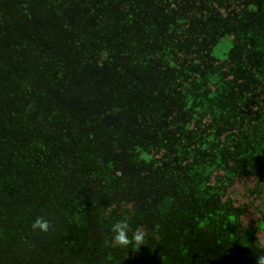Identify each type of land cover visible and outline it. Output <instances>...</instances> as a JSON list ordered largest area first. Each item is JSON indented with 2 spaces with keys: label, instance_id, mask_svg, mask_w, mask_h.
<instances>
[{
  "label": "rangeland",
  "instance_id": "rangeland-1",
  "mask_svg": "<svg viewBox=\"0 0 264 264\" xmlns=\"http://www.w3.org/2000/svg\"><path fill=\"white\" fill-rule=\"evenodd\" d=\"M242 1L253 12H263L264 0ZM217 5L221 4L213 6ZM232 6L234 3L230 2V13ZM250 28L252 32L245 33L250 39L241 41V36L227 29L220 37L202 38L197 45H191L181 59L170 60L174 67L200 75L181 83L180 90L191 94L187 97L218 98L209 120L218 122L225 118V128L219 133L221 140L215 141L213 136L200 131L180 133L183 128L193 129L194 121L200 119L202 130L209 114L207 108L194 116L181 115L183 125L172 126L168 122L161 127L158 136L167 140L168 156L158 150L141 153L135 141L142 140L144 135L116 133L118 143L131 137L133 147L129 145L122 159H136L137 166L116 164L113 171L108 160L117 155V149L111 143L101 149L98 139L107 135L99 128L82 129L84 133L77 134L78 143L57 140L48 148L49 144L43 141L50 137L47 123L40 127L35 116L26 119L16 114L22 112L18 104L12 105L15 112H5L12 108L9 103L4 106L5 111L0 108V257L10 237L38 233L39 230L32 229V223L43 217L50 225V241L66 245L72 254L76 249L80 254L96 252L103 261L110 259L109 253L114 256L104 264H254L255 248L250 245L264 237V20L251 21ZM153 70L146 69L145 73ZM80 71L64 83L78 89H69L76 96L84 91L79 86H96L94 72ZM247 71L248 78L244 77ZM109 72L100 74L105 76ZM113 78L109 75L107 79ZM98 85V99H103L116 93L118 83L110 87L99 82ZM74 103L81 106L79 100ZM167 104V110L173 108L171 101ZM81 109L87 112L84 105ZM91 110L89 119H101L91 121L97 126L99 121L113 126L116 117L122 115L128 119L135 117L131 110H123V114L110 113L109 107L103 106H93ZM100 110L105 113L102 118L98 115ZM96 112L100 113L93 115ZM177 133L178 136L174 135ZM53 145L61 150L53 149ZM98 149L102 152L96 158L101 162L107 160L102 166L91 157ZM172 164L176 166L170 168ZM135 177L138 188L132 186ZM110 184L118 185V189L110 193ZM153 193L159 194V201L150 197ZM144 204L148 216L137 225L141 219L134 211ZM125 210L129 211L132 228L147 229L143 249L148 256H140L137 249L107 244L110 224L122 218ZM26 224L31 225L27 231L23 230ZM60 229L68 230L65 236L59 235ZM36 242L29 240L26 247ZM77 246L82 247L74 248ZM18 255L23 256V251ZM4 258L10 259V255Z\"/></svg>",
  "mask_w": 264,
  "mask_h": 264
},
{
  "label": "trees",
  "instance_id": "trees-1",
  "mask_svg": "<svg viewBox=\"0 0 264 264\" xmlns=\"http://www.w3.org/2000/svg\"><path fill=\"white\" fill-rule=\"evenodd\" d=\"M254 1L259 3V0H248L251 3ZM230 2L234 3L232 7L237 12L227 10ZM214 4L221 5L215 7ZM220 7L223 9L219 11ZM262 10L260 15L255 13L242 0H0V108L5 111L7 103L11 106L18 104L22 112L16 114L26 119L35 116L39 119L36 125L40 127L43 122L47 123L50 137L43 141L49 144L48 148L57 140L78 143L77 134L84 133V128H99L107 135L98 139L101 149L107 143L117 149L114 153L117 155L108 160L114 166L113 171L116 164L137 166L136 159L134 162L122 159V154L132 145L131 137L118 143L115 141L116 133L144 135L142 140L135 141L141 153L158 150L163 156H168L165 152L167 140L158 136L161 127L168 122L172 126L183 125L182 119H179L181 115L194 116L207 108L209 114L205 117L202 130L200 119L194 121L193 129L183 128L180 133L200 131L205 136H213L215 141L221 140L219 133L225 128V118H220L218 122L209 120L218 98L210 99L204 95L187 97L191 94L180 90L181 83H188L200 75L188 69H178L170 60L181 59L189 53L191 45H197L202 38L220 37L227 29L241 36V41L250 39L245 33L252 32L251 21L264 20V5ZM80 69L94 72L96 86L85 89L83 84L79 86V90L84 89L83 93L79 92L76 96L69 89H78L67 87L64 83L75 78ZM146 69L154 70L148 74ZM160 69L167 75H163V71L159 73ZM108 71V75L101 76L100 73ZM109 75L114 76L113 80L107 79ZM248 76L250 72H244V77ZM98 82L107 87L118 83L116 93L98 99L101 91V88L97 89ZM76 100L80 101L81 108L85 106L86 113L74 103ZM170 101L172 111L167 110ZM50 105L52 108L48 109ZM93 106L109 107L110 113L135 111V117L128 119L122 115L116 117L113 126L101 121L97 126L91 121L101 119H89ZM100 111L93 115L100 113L98 115L104 117L105 113ZM5 112H15V109L12 106ZM174 135L178 136V133ZM52 148L61 150L54 145ZM101 149L91 157L102 166L107 160L101 162L96 158ZM109 155H112L111 152ZM175 166L172 164L170 168ZM112 175L115 174L112 172ZM136 178L132 186L138 188ZM114 185H108L110 193L118 189V185ZM153 188L158 190V187ZM158 195L153 193L150 197L158 200ZM144 198H148L147 194ZM134 212L141 219L137 225L143 224L141 222L148 216L145 204ZM122 215L129 216V211L125 210ZM30 227L26 224L23 230L27 231ZM59 231L60 236H65L68 230ZM50 237L47 231L10 237L8 242L5 241L0 264H82V261L104 264L114 257L109 253L110 259L103 261L96 252L88 250L92 253L80 254L78 249L72 254L66 245L52 242ZM32 239L37 242L26 247ZM94 249L98 250V247L94 246ZM137 250L140 256L146 254L143 246ZM19 251H23V256L18 255ZM6 254L10 255V259L4 258Z\"/></svg>",
  "mask_w": 264,
  "mask_h": 264
},
{
  "label": "clouds",
  "instance_id": "clouds-1",
  "mask_svg": "<svg viewBox=\"0 0 264 264\" xmlns=\"http://www.w3.org/2000/svg\"><path fill=\"white\" fill-rule=\"evenodd\" d=\"M49 222L43 217H37L32 223V229L42 232L48 231ZM110 239L107 244L114 248L139 249L145 245L148 235L147 229L142 226L132 228L130 218L124 215L122 218L114 220L109 226ZM254 247V264H264V237L258 238L250 248Z\"/></svg>",
  "mask_w": 264,
  "mask_h": 264
}]
</instances>
